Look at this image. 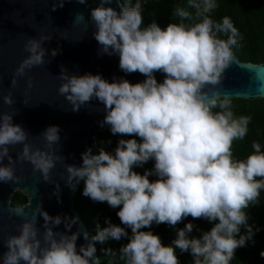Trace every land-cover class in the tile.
Here are the masks:
<instances>
[{"label":"clouds","instance_id":"1","mask_svg":"<svg viewBox=\"0 0 264 264\" xmlns=\"http://www.w3.org/2000/svg\"><path fill=\"white\" fill-rule=\"evenodd\" d=\"M108 2L102 0L91 11L97 28L95 39L105 52L112 49L119 54L122 70L138 71L147 79L132 84L127 80L109 82L100 75L65 76L67 82L59 91L67 94L77 109L95 97L107 109L104 122L111 125L113 134L138 136L142 142L121 140L115 155L105 151L91 155L89 150L83 155L82 167H69L70 179L84 180V194L92 200L119 207L121 223L133 233L131 241L121 249L129 257V264H179L173 247L163 245L158 235L140 229L153 222L176 225L187 216L219 222L202 239L186 237L193 228L189 223L179 231L175 246L182 251L190 249L197 258L195 264H229L235 250L252 235L249 227L247 236L236 238L247 220L243 209L264 188V180H256L264 178V153L260 152V144L254 143L256 154L246 161H234L232 143L246 135L249 117L235 120L231 111L213 114L211 109L217 101L209 102L201 90L206 84L217 83L233 60L231 46L236 44L238 31L228 17L216 25V31L232 33L227 41L213 34V21L208 17L190 28L169 24L162 29L153 23L141 29L139 4L133 8L121 6L118 13L103 6ZM215 6L213 0H205L204 11ZM178 14L188 16L183 10ZM76 19L80 21L83 16ZM28 50L32 55L23 62L19 73L25 67L43 63L44 50L39 42L29 41ZM156 71L166 74L163 83L154 77ZM4 99L9 105L13 102L10 97ZM229 104L225 99L220 107L227 108ZM58 131L55 126L46 130L44 136L49 144L59 140ZM26 138L24 129L12 122L10 114H4L0 120V160L8 155V145L22 143ZM23 156L47 178L53 166L50 159L39 152L30 156L27 146ZM150 158L155 159V171L160 177L155 182L149 180L148 173L141 175L133 170ZM12 179V169L0 167V180ZM17 211L22 214V209ZM43 215L46 222L51 219L47 213ZM55 222L60 223L58 217ZM124 235V228L112 226L93 239L103 242L110 236L119 240ZM35 237L32 224L25 223L21 235L8 240L4 264H89L86 258L95 253L90 245L81 249L83 256L79 255L76 235L56 241L49 229L45 234L49 246L38 255L40 242Z\"/></svg>","mask_w":264,"mask_h":264},{"label":"water","instance_id":"2","mask_svg":"<svg viewBox=\"0 0 264 264\" xmlns=\"http://www.w3.org/2000/svg\"><path fill=\"white\" fill-rule=\"evenodd\" d=\"M102 0H0V120L4 114L20 125L27 138L24 142L8 145V155L0 160V167H9L13 179L0 180V264H4L11 237L21 235L25 223H31L40 242L37 254L49 246L46 232L51 229L53 239H71L76 235V251L95 248L89 264H100L93 237L75 207L79 177L71 178L69 167L83 166V155L91 150L98 155L96 135L109 124L105 123L107 109L93 97L76 105L59 89L67 80L63 77L100 75L109 82L127 80L143 83L147 77L140 72L127 73L120 68L119 54L103 50L95 39L97 28L91 11ZM104 7L121 11L120 0H110ZM83 19L77 21V16ZM47 37V39H42ZM29 41H37L44 50L43 63L19 69L32 53ZM55 50L56 55H53ZM111 53V54H109ZM158 83L166 74L153 73ZM208 101L264 99V64L240 62L236 57L221 73L215 84L202 88ZM5 97L13 101L5 103ZM79 103L78 101L76 102ZM58 128L59 140L49 144L44 133L49 127ZM27 146L29 155L39 152L50 159L52 167L47 178L41 169L23 156ZM16 192H22L27 202L22 207L11 206ZM17 209H22V214ZM47 213L51 218L47 222ZM60 223L57 224L56 218ZM87 234V238H85ZM20 264H25L20 261Z\"/></svg>","mask_w":264,"mask_h":264},{"label":"trees","instance_id":"3","mask_svg":"<svg viewBox=\"0 0 264 264\" xmlns=\"http://www.w3.org/2000/svg\"><path fill=\"white\" fill-rule=\"evenodd\" d=\"M120 2L122 6L129 8L140 5L139 10L143 20L141 29L153 23L162 29H166L169 24H183L186 28H190L208 17L213 21V34L225 41L232 33L230 31L218 32L216 25H221L223 18L228 17L238 31L235 36L236 44L231 46L234 57L240 62L264 64V0H213L216 6L208 12L204 11L205 0H120ZM179 10L187 12L188 16L181 17L178 14ZM223 101V99L217 101L216 106L211 109L213 114L231 111L232 119L239 120L241 117H249L246 135L235 139L232 143V159L237 162L246 161L250 155L256 154V149L253 148L254 143L260 144V152L264 153V99H231L229 107L221 108L220 104ZM129 139H136L138 143L142 142L138 136L113 134L111 125H108L96 135V145L99 153L105 151L115 155L119 142ZM133 170L141 175L148 173V178L152 182L160 179L155 171L154 158L134 166ZM256 180L261 181L264 178L257 177ZM84 188L85 181L80 179L74 201L90 235L95 237L103 229L112 226L122 227L127 233L119 240L110 236L103 242L94 240L99 263L129 264V257L121 249L131 241L133 233L130 227L121 223L117 215L119 207L113 208L106 201L92 200L84 194ZM26 202L27 197L22 192H16L11 206L19 208ZM243 211L247 217L246 224L241 225L236 238L247 236L249 227L252 235L246 240L245 245L235 250L229 264H264V256H261L264 252V188L259 190L257 199L250 202ZM218 222V220L211 221L203 217L187 216L176 225L153 222L150 227L142 228L140 231H150L160 237L163 245L173 247L179 264H195L197 258L193 256L190 249L182 251L174 244L179 231L191 223L192 231L186 232V237L202 239V236L210 232Z\"/></svg>","mask_w":264,"mask_h":264}]
</instances>
